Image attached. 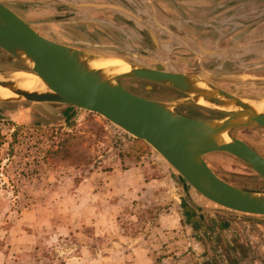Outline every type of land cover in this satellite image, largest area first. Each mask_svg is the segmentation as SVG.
Here are the masks:
<instances>
[{"label":"rangeland","instance_id":"374dc122","mask_svg":"<svg viewBox=\"0 0 264 264\" xmlns=\"http://www.w3.org/2000/svg\"><path fill=\"white\" fill-rule=\"evenodd\" d=\"M27 4L36 9L32 1ZM136 8L148 11L145 4ZM46 13L39 16L36 10L37 17L26 21L57 43L96 53H120L129 62L152 67L168 68V59L183 73L202 71L194 55L177 50L176 43L159 30H154L160 41L153 51L152 47L148 51V36L144 31V37L140 36L134 27L135 37L129 42L119 33L115 11L92 10L86 19H75L72 24ZM121 25L130 26L126 20ZM263 28L253 33L249 28L247 39L241 35L219 38L217 46L224 48L243 38L247 43L264 39ZM194 39L214 49L213 43L203 45L199 38ZM240 56L234 52V57ZM0 58L7 59L1 50ZM224 60L206 57L203 64L217 76L242 77L211 78L210 82L238 96L264 97V87L257 84L263 79L257 75L264 70L240 74L241 70L225 69ZM211 61L220 66L208 68ZM11 66L0 63V73ZM122 81L124 85L128 80ZM133 81L144 85L141 80ZM151 86L148 91L154 90ZM159 90L158 100L179 98L180 93L169 87ZM135 91L140 94L141 89ZM41 109L43 118L59 120L39 122L34 112L21 109L0 111V264H222L216 256V243L202 233L197 218H189L187 210L193 209L195 201L211 203L183 183L148 144L95 113L82 112L67 120L72 112L67 113L66 107L43 105ZM179 111L193 118L211 113L190 105ZM19 113L27 116L25 123L16 120ZM231 134L264 157V128H242ZM205 160L225 182L264 192L262 180L239 159L214 153Z\"/></svg>","mask_w":264,"mask_h":264},{"label":"water","instance_id":"95a60500","mask_svg":"<svg viewBox=\"0 0 264 264\" xmlns=\"http://www.w3.org/2000/svg\"><path fill=\"white\" fill-rule=\"evenodd\" d=\"M72 3L74 7L83 9L124 13L127 24L135 25L142 37L143 28L137 22L142 23L147 31L149 25L150 35L157 47L159 44L153 29L160 30L176 43L177 50H187L194 55L202 71L179 72L168 59L165 62L169 69L134 60L129 64L132 66L131 71L108 74L89 65L94 58L103 57L102 54L43 37L28 21L0 1V50L7 56V59L0 58V63L12 65L7 72L0 73V86L16 94L15 98H0V111L21 109L34 112L39 122L59 120L49 116L43 118V105L66 107L67 113L72 112L67 120L82 112L98 114L136 140L148 144L183 183L211 205L217 206L216 210L264 220V192L242 190L225 182L205 160L206 156L214 153L231 155L248 166L264 184V158L246 142L231 134L242 128H264V113L256 111L247 102L261 96H238L219 88L210 82L211 78L236 79L242 75L217 76L203 64L206 57L230 60L228 51L246 50L254 44L248 47L207 49L165 14V20L152 19V22L148 11L141 8H137L135 14L109 3L82 0H72ZM142 3L149 4L161 16L153 0H144ZM136 28L134 31L137 32ZM241 58L244 56L238 60ZM12 70L36 74L48 92H28L18 88L10 79ZM122 80L160 84L178 91L179 98L166 102L145 99L128 91L121 84ZM201 99L218 109L209 110L200 104ZM187 105L211 112V115L203 117L200 114L199 118H193L176 111L178 107ZM213 112L223 117L211 119L215 117Z\"/></svg>","mask_w":264,"mask_h":264},{"label":"crops","instance_id":"0c3cea01","mask_svg":"<svg viewBox=\"0 0 264 264\" xmlns=\"http://www.w3.org/2000/svg\"><path fill=\"white\" fill-rule=\"evenodd\" d=\"M55 1L61 5L69 3V0ZM96 1L112 4L108 0ZM153 2L161 13V20L166 19L164 14L170 16L192 38H199L203 45L213 43L214 48L218 47L219 38L232 39L241 35L240 37L247 39L251 34L248 31L249 28L253 33L258 32L259 28L264 26V0H153ZM30 16L31 18L37 17L35 11H32ZM33 28L37 31L36 27L33 26ZM245 30L247 33H242ZM244 38L229 46L234 48L256 45L246 50L231 49L228 51L229 61L236 59L242 62L244 58L257 54V47L264 43L263 38L249 43L245 42ZM245 51L246 54L241 55L244 56L241 60L234 58V52L243 53ZM193 206V209H187L190 214L189 218H197L203 230L202 233L211 240L213 245L216 243L218 247L216 256L219 262L222 264H229V262L231 264H264V220L240 218L231 213L220 212L205 202L195 201ZM180 223L182 224L181 221Z\"/></svg>","mask_w":264,"mask_h":264},{"label":"flooded vegetation","instance_id":"af4514ba","mask_svg":"<svg viewBox=\"0 0 264 264\" xmlns=\"http://www.w3.org/2000/svg\"><path fill=\"white\" fill-rule=\"evenodd\" d=\"M3 4H5L6 6H8L10 9H12L13 11H15L17 14H19L20 16H22L25 20H30L31 18V12L32 11H38L40 14L39 16H45L46 12H50L53 15V18L55 19H66V20H75V19H86L87 18V14L90 13L92 10H80L79 7H74L72 4V0H69V3H65V4H59L57 1L55 0H30V1H16V0H0ZM33 2L34 3V8L30 7L27 3L29 2ZM112 2V4L120 6V7H124L125 9L137 14L136 12V6L143 4L142 1L144 0H110ZM148 5V16L149 18H151V21L153 22V20H160V17L158 16L157 12L153 10V8ZM122 7V8H123ZM83 9V8H82ZM42 11V12H40ZM38 16V17H39ZM148 18V21H149ZM153 19V20H152ZM115 20L118 24V29H119V33L120 35L126 36V38L128 39V41L132 42V37H135V35L133 34L132 31V27L136 28L135 25L133 24H129L130 26H126L125 28L122 27L121 23L126 19V14L124 13H117L115 14ZM148 24H150V22H148ZM152 26V24L150 25V27ZM137 30V28H136ZM156 30L155 28L153 29V31ZM144 34L146 36H148V51H151L149 48L152 47V51L156 48L155 46V42L152 39V36L150 35V31H149V25H148V31L146 28H143ZM160 34L163 36L164 34L159 30ZM156 33V32H155ZM156 36H158V34H155ZM158 41H160V39L158 38ZM146 42V41H144ZM154 42V43H153ZM151 44V46H150ZM130 49H126V51H128ZM258 53L254 54V55H250L246 58H244V60L241 61H236V59H233L232 61H228V60H224L225 62L223 63V67L227 70H234V72L236 71H240V74L243 73H248V70L251 69H256V70H264V43L259 45L257 47ZM125 51V50H124ZM144 52H146V50H144ZM106 55H110V56H116L119 58L124 59L121 55L119 54H114L112 55L111 53H105ZM242 54H246V51ZM237 58V57H234ZM259 60V62H255L256 60ZM126 60V59H124ZM128 61V60H126ZM197 61V60H196ZM216 61V60H215ZM215 61H211V64L207 65L208 68L210 67L211 69H216L217 67L220 66V63H216ZM129 62V61H128ZM198 62V61H197ZM260 78H263L259 81H257V84H259V86L264 87V72H261L257 75ZM144 85H138L136 84V82H134L133 80H128L125 82V84L123 85V81H121V84L130 92L134 93L136 92L135 89H141L140 94H136L140 97H143L145 99H149V100H155V101H162V100H158L155 95L158 94L160 92L159 88L163 89L164 86H159V84H155L152 82H148V81H143ZM148 85H152L154 90L152 91H148ZM151 86V87H152ZM166 91H170V89L166 90ZM173 91V90H172ZM264 95V91L262 93ZM181 107H178L176 109V111H178L179 113L186 115L182 112L179 111ZM211 115L210 113L208 114V116ZM215 117H221V115H218L215 113ZM250 146V145H249ZM252 147V146H250ZM253 148V147H252ZM254 149V148H253ZM255 150V149H254ZM256 151V150H255ZM257 152V151H256ZM260 156H262L259 152H257ZM263 157V156H262ZM264 158V157H263Z\"/></svg>","mask_w":264,"mask_h":264},{"label":"bare ground","instance_id":"6f19581e","mask_svg":"<svg viewBox=\"0 0 264 264\" xmlns=\"http://www.w3.org/2000/svg\"><path fill=\"white\" fill-rule=\"evenodd\" d=\"M99 54H102L103 57H96L89 62V65L92 68L101 69L108 74H122L132 70V66L129 65L130 62L122 58L106 55L104 53H99ZM12 71L13 72H11L10 79L16 83L18 88L28 92H46L48 90L45 84L36 74L29 73L27 71H16V70H12ZM15 97L16 94L12 92L10 89L0 86V98L4 99V98H15ZM247 102L250 103L251 106L256 111L260 113H264V97L249 99L247 100ZM200 104L212 111H214V109H218L215 105L210 104L209 102L203 99L200 100ZM216 114L221 115L219 113ZM221 117L223 116L221 115ZM221 117H214L211 119H219ZM16 120L20 123H25L27 121V116L22 113H19L16 116ZM223 139L229 141L228 138L223 137Z\"/></svg>","mask_w":264,"mask_h":264},{"label":"trees","instance_id":"16d2710c","mask_svg":"<svg viewBox=\"0 0 264 264\" xmlns=\"http://www.w3.org/2000/svg\"><path fill=\"white\" fill-rule=\"evenodd\" d=\"M11 111H12V110H11ZM2 115H3V113L0 112V119L2 118ZM35 124H37V122H35ZM17 136H18V131H16V132L13 134L14 139H17Z\"/></svg>","mask_w":264,"mask_h":264}]
</instances>
